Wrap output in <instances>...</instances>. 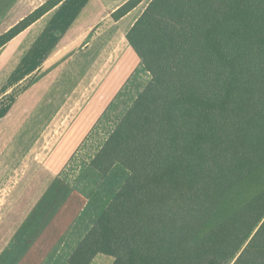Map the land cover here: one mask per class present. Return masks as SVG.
Wrapping results in <instances>:
<instances>
[{
    "label": "trees",
    "instance_id": "obj_1",
    "mask_svg": "<svg viewBox=\"0 0 264 264\" xmlns=\"http://www.w3.org/2000/svg\"><path fill=\"white\" fill-rule=\"evenodd\" d=\"M127 40L151 80L92 167L130 175L70 264H264V0H152Z\"/></svg>",
    "mask_w": 264,
    "mask_h": 264
},
{
    "label": "crops",
    "instance_id": "obj_2",
    "mask_svg": "<svg viewBox=\"0 0 264 264\" xmlns=\"http://www.w3.org/2000/svg\"><path fill=\"white\" fill-rule=\"evenodd\" d=\"M46 1L0 0V28ZM127 1L64 0L0 49V264H70L130 175L92 167L151 80L127 34L152 0Z\"/></svg>",
    "mask_w": 264,
    "mask_h": 264
},
{
    "label": "rangeland",
    "instance_id": "obj_3",
    "mask_svg": "<svg viewBox=\"0 0 264 264\" xmlns=\"http://www.w3.org/2000/svg\"><path fill=\"white\" fill-rule=\"evenodd\" d=\"M4 29H6V28H0V36L2 35V34H4L5 32H4ZM28 85H30V82H29V84ZM22 88H20V90H21ZM16 98V99H15ZM14 99H15V108H17V107H20V108H22V105H19V104H21L20 103V99H19V97H15ZM126 173H127V175L129 176V173L126 171Z\"/></svg>",
    "mask_w": 264,
    "mask_h": 264
}]
</instances>
